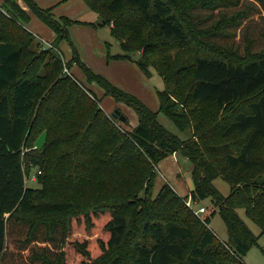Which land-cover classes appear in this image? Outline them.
Wrapping results in <instances>:
<instances>
[{"label":"trees","instance_id":"trees-1","mask_svg":"<svg viewBox=\"0 0 264 264\" xmlns=\"http://www.w3.org/2000/svg\"><path fill=\"white\" fill-rule=\"evenodd\" d=\"M23 1L55 36L52 48L22 66L29 14L17 0L1 3L0 264H93L111 251L103 264H124L118 248L130 233L129 264H244L257 235L237 210L264 233V149L257 154L264 148V0H85L111 16L98 24L111 20L126 52L153 64L163 81L158 111L189 130L185 139L73 48L65 65L75 62L104 95L136 111L132 129L121 127L126 117L116 124L63 72L58 43L76 21ZM25 145L37 146L24 154L43 167L39 188L25 185ZM174 153L191 164L190 201L209 200L202 221L167 183L151 197L158 162ZM218 177L229 185L226 196L213 184ZM215 213L226 243L208 227Z\"/></svg>","mask_w":264,"mask_h":264},{"label":"rangeland","instance_id":"rangeland-1","mask_svg":"<svg viewBox=\"0 0 264 264\" xmlns=\"http://www.w3.org/2000/svg\"><path fill=\"white\" fill-rule=\"evenodd\" d=\"M34 1L41 8H50L55 19L59 20L63 18V20L76 21L66 26L68 37L61 39L58 43V49L60 50L58 53L61 56L63 68L66 66L65 62L72 57V50L74 48L78 59L92 72L104 77L114 87L133 95L149 110L157 111V121L166 130L177 135L180 139L189 137V130H178L164 114L158 111L159 100L156 91L163 88V81L153 64L149 61L145 64L140 63L138 61L140 51L130 53L123 49L119 44V40L115 39L111 34V20L108 24H98L104 18L109 19L110 15L106 14L103 10H100L99 14L92 12L86 5L85 0ZM2 2L3 0H0V5ZM19 2L20 4L22 3L24 9L29 14V20L25 27L31 32L32 37L30 44L27 45L28 52L24 50L22 54L23 66L26 59L42 53L41 49L52 48L51 41L55 33L26 6L23 0H19ZM48 57L49 55L45 53L43 61L47 60ZM67 70L70 77L80 83V86L87 95L91 96L93 94L99 100L98 106L107 115L110 116V113L117 109L126 117L127 124H121L123 129H132L137 124L138 115L136 111L128 104L116 102L112 96L104 95L103 89L99 85L86 79L78 64L72 63L70 68L67 67ZM114 121L116 124L121 123L118 120ZM241 139L243 140V134L238 135L237 143H240ZM42 142L43 137H40L37 139L36 145L41 146ZM28 149V146L25 145L22 148L23 152L21 154L25 185L30 188H39L40 184L36 180L37 171L41 170L43 172V167L39 165L32 166L29 163L28 156L24 154L25 151H30ZM263 149L260 146L257 154H261ZM156 169L152 198L161 186L167 183L169 188L177 195L180 194L179 196L183 197L185 201L189 200L188 193L193 189L190 173L191 164L184 156L175 153L168 155L158 162ZM32 175L35 176V179L31 178ZM213 184L223 196L228 194L229 185L224 179L218 177L213 181ZM191 206L193 209L204 206L208 209L205 214H208L211 208L208 199L199 203L191 202ZM76 210H78V207H74L72 211ZM237 211L252 233L257 235V242L251 245L242 256L244 264H264V233L260 234L258 226L243 214L242 209H238ZM60 218H64V216H60ZM198 220L202 221L200 218ZM208 227L219 241L226 243L225 226L218 213H215L211 217ZM132 238V233L128 234L123 244L118 248V252L123 254L126 260L124 264H129V260L133 256ZM112 253L113 251L100 257L93 264H103L109 254Z\"/></svg>","mask_w":264,"mask_h":264},{"label":"built area","instance_id":"built-area-1","mask_svg":"<svg viewBox=\"0 0 264 264\" xmlns=\"http://www.w3.org/2000/svg\"><path fill=\"white\" fill-rule=\"evenodd\" d=\"M63 71H64L66 74H68V70H67V67H66V66L63 68ZM36 148H37L36 145H32L29 149H36ZM22 152H23V151H22ZM37 173H39V171H37ZM31 178H32V179H35V176L32 175ZM185 204H186V205L192 210V212H193L198 218H200V219L202 220V214L205 212V207H204V206H200V207H198V208H196V209H193L192 206H191L190 198H189L188 201H185Z\"/></svg>","mask_w":264,"mask_h":264},{"label":"water","instance_id":"water-1","mask_svg":"<svg viewBox=\"0 0 264 264\" xmlns=\"http://www.w3.org/2000/svg\"><path fill=\"white\" fill-rule=\"evenodd\" d=\"M110 117L112 119L118 120L119 122H124L125 121V116L120 113L119 110L115 109L110 113Z\"/></svg>","mask_w":264,"mask_h":264},{"label":"crops","instance_id":"crops-1","mask_svg":"<svg viewBox=\"0 0 264 264\" xmlns=\"http://www.w3.org/2000/svg\"><path fill=\"white\" fill-rule=\"evenodd\" d=\"M18 1V4L22 7V8H24V6L22 5V3L20 4V2H19V0H17ZM32 33H34V32H32ZM51 36H53V35H51ZM50 39H52V38H50ZM43 41V40H42ZM49 41V40H48ZM128 129V128H127ZM130 130V129H129ZM180 195V194H179Z\"/></svg>","mask_w":264,"mask_h":264}]
</instances>
